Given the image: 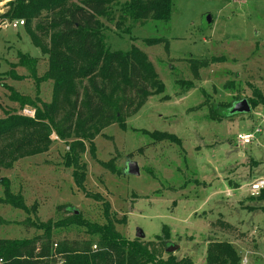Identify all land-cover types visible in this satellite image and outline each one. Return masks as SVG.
I'll return each instance as SVG.
<instances>
[{"label":"rangeland","instance_id":"obj_1","mask_svg":"<svg viewBox=\"0 0 264 264\" xmlns=\"http://www.w3.org/2000/svg\"><path fill=\"white\" fill-rule=\"evenodd\" d=\"M10 1L1 0L0 15ZM13 22L0 21V119L13 113L33 119L35 110L28 106L19 110L1 85L50 103L51 83L36 87L34 80L46 72L48 58L33 46L24 26L13 28ZM105 25L110 49L140 48L164 83L165 93L148 98L130 114L124 130L116 125L106 128L94 140L93 155L87 144L81 156L86 166L83 190L76 187L73 171L65 165L66 143L54 133L45 153L0 168V180L7 179L13 194L20 195L29 209L1 202L0 183V239L41 235L34 223L56 222L71 215L67 210L100 224L102 203L94 199L99 197L110 205L111 214L120 221L116 230L129 241L139 231L143 242L160 249L156 237H163L165 228L169 233L165 250L178 247L177 260L205 264L209 243L235 240L238 255L247 264H264V200L257 199L261 192L251 196L248 190L254 181L264 180V107L249 114H227L235 103L251 99L254 90L264 91V0H174L168 23L127 21L120 29L115 23ZM128 28L129 35L124 32ZM33 31L48 45L45 35ZM147 38L165 39L168 49L143 46L141 40ZM19 53L37 60L34 73L14 67ZM193 61L205 63L197 78L191 71ZM10 72L23 79L14 81ZM188 82L193 86L186 91L181 83ZM142 131L172 134L180 144L156 140ZM238 134H253L254 140L241 145ZM129 162L138 165L139 176L127 173ZM103 163H110L112 169H105ZM33 205L36 212L31 211ZM218 214L233 227L241 224L243 233L219 234L214 224ZM84 238L81 229L57 230L53 249L63 241Z\"/></svg>","mask_w":264,"mask_h":264},{"label":"trees","instance_id":"obj_2","mask_svg":"<svg viewBox=\"0 0 264 264\" xmlns=\"http://www.w3.org/2000/svg\"><path fill=\"white\" fill-rule=\"evenodd\" d=\"M1 2V0H0ZM174 0H12L0 21H23V26L33 46L47 56L48 67L42 77H35V86L51 83L50 103L31 100L11 86H1L9 92L8 99L18 104L19 110L26 106L35 110L33 119L6 114L0 119V168L9 169L18 160L45 153L49 148V136L54 133L66 143L64 155L66 167L72 169V178L77 188L83 190L86 166L81 156L86 151L94 154V140L108 127L116 125L125 129V120L140 110L148 98L165 93V85L159 79L148 56L132 45L128 51H112L109 47L106 23H115L122 28L128 21L131 25L147 21L168 23L171 19ZM46 13L45 19L42 18ZM37 23L31 29L34 22ZM132 29V27H131ZM131 29L124 32L129 35ZM36 30L48 38V45L41 43ZM136 39L131 38V41ZM143 46L152 47L168 42L163 38L142 39ZM18 66L35 72L37 60L26 54H18ZM204 62L193 61L191 71L198 77ZM33 75V74H32ZM9 76L21 81L22 76L13 72ZM180 84V83H179ZM185 90L193 83H181ZM247 102L251 111L264 107L263 93L254 90ZM166 98V97H164ZM232 107L227 109L228 116ZM236 115V114H234ZM156 140L180 144V140L168 133L142 131ZM91 155V156H92ZM112 169L110 163H103ZM4 187L3 202L14 208L29 211L20 195L13 194L10 182L0 180ZM102 203V223L88 221L81 213L67 210L65 218L56 222H36L32 227L42 234L31 239H0V264H193L190 258L177 260L174 254H166L169 233L164 228L163 237L156 248L153 243L141 239L129 241L116 230L119 224L110 205ZM264 200V191L257 197ZM66 207H64L65 209ZM36 212V205L31 207ZM218 229L226 230L228 224L216 220ZM77 228L86 238L55 244L52 235L57 230ZM95 246L96 250L92 247ZM166 255V258H162ZM205 264H240V257L227 241L209 243L205 252Z\"/></svg>","mask_w":264,"mask_h":264},{"label":"water","instance_id":"obj_3","mask_svg":"<svg viewBox=\"0 0 264 264\" xmlns=\"http://www.w3.org/2000/svg\"><path fill=\"white\" fill-rule=\"evenodd\" d=\"M207 22L210 23L211 19L209 16L206 18ZM251 113V108L246 100H241L237 103H235L230 110V114H249ZM127 173L132 176H139V167L135 162H129L127 165ZM78 212L75 211V214ZM135 237L137 239H143L144 236L141 232H137ZM176 251H178V247H168L165 252L166 254H174Z\"/></svg>","mask_w":264,"mask_h":264},{"label":"built area","instance_id":"obj_4","mask_svg":"<svg viewBox=\"0 0 264 264\" xmlns=\"http://www.w3.org/2000/svg\"><path fill=\"white\" fill-rule=\"evenodd\" d=\"M3 25H6L5 23ZM18 26H23V21H15L13 24H11V27L17 28ZM255 133H260V130L257 129ZM236 140L241 145H249L254 140L253 134H238L236 136ZM248 190L251 194V196H257L261 191L264 190V180H256L254 181L250 186H248ZM95 249V247H94ZM247 259L243 258L240 261V264H247Z\"/></svg>","mask_w":264,"mask_h":264},{"label":"crops","instance_id":"obj_5","mask_svg":"<svg viewBox=\"0 0 264 264\" xmlns=\"http://www.w3.org/2000/svg\"><path fill=\"white\" fill-rule=\"evenodd\" d=\"M247 210H248V208H246ZM251 211V210H250ZM221 216L218 214V218L216 219V220H220V221H222L223 223H225V224H228L229 225V228H227L226 230H232V231H234L235 233H237L238 235L239 234H241V233H243L242 231V226H240L239 224H237L238 226L236 227H233V225H231V224H229V223H227L226 222V220H224V219H221L220 218ZM241 227V230L239 229ZM216 230H218V233L219 234H222V235H224V234H228V231H225V230H223V229H216ZM223 241H226V240H223ZM227 242H229L233 247H234V249L236 250V252H237V249H236V247H235V243H236V241L234 240V241H227ZM238 253V252H237ZM240 259H241V257H240Z\"/></svg>","mask_w":264,"mask_h":264}]
</instances>
